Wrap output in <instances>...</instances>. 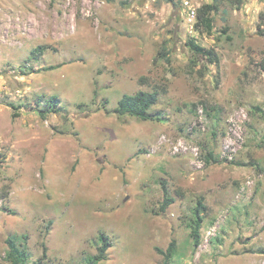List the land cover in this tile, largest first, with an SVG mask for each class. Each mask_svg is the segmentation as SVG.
<instances>
[{
	"label": "rangeland",
	"instance_id": "1",
	"mask_svg": "<svg viewBox=\"0 0 264 264\" xmlns=\"http://www.w3.org/2000/svg\"><path fill=\"white\" fill-rule=\"evenodd\" d=\"M185 1L0 0V264L9 236L27 264H92L102 234L98 264H264V0L211 32ZM139 90L160 119L117 114Z\"/></svg>",
	"mask_w": 264,
	"mask_h": 264
},
{
	"label": "trees",
	"instance_id": "2",
	"mask_svg": "<svg viewBox=\"0 0 264 264\" xmlns=\"http://www.w3.org/2000/svg\"><path fill=\"white\" fill-rule=\"evenodd\" d=\"M226 1H229L232 4H235L237 7H240L244 0H213V2L211 3L203 4L196 11L197 22L195 23V27L199 30L211 32L214 27V18L212 16V13L219 12L222 4ZM189 46L196 55L205 56L210 63L219 64L220 58L214 48H206L196 43L194 40H191L189 42ZM43 51L44 46L40 45L32 51V55H35V57H39L40 55H42ZM163 55L167 56V53H163ZM261 67L264 71V61L261 64ZM48 68H54V66H50ZM158 99L159 93L156 90H139L133 94H124L123 97L119 100L118 106L115 111L119 116L130 115L145 121L160 119L159 115H156L151 111L153 106L157 104ZM49 100L52 103L51 111L55 113L59 112L60 108H58V103H60V101L58 97L52 95L49 97ZM42 115L43 117L46 116L44 111H42ZM209 156L212 157V153H209ZM174 202L175 199L173 197H170L167 193L161 205V211H166L168 206H170ZM206 209L207 206L204 204L203 198H199L197 206L194 208L192 213V236L195 240L196 246L199 245L201 240L200 229L203 223L202 213L203 211H206ZM26 237V235L22 236L23 239ZM18 238L19 236H9L7 238L6 242L8 244V261L10 262V264H27L29 260L27 249L25 246H21L19 244ZM100 242L101 245L98 248V254L89 258V261L92 264H98L100 261L106 259L107 250L112 246L109 236L106 234H102L100 236ZM175 245L176 242L175 240H173L166 251L160 248H157V250L161 254H163L166 259H169Z\"/></svg>",
	"mask_w": 264,
	"mask_h": 264
},
{
	"label": "built area",
	"instance_id": "3",
	"mask_svg": "<svg viewBox=\"0 0 264 264\" xmlns=\"http://www.w3.org/2000/svg\"><path fill=\"white\" fill-rule=\"evenodd\" d=\"M185 5L188 9V12L192 15V16H196V11H197V8L194 6V4L191 3L190 0H186L185 1Z\"/></svg>",
	"mask_w": 264,
	"mask_h": 264
}]
</instances>
